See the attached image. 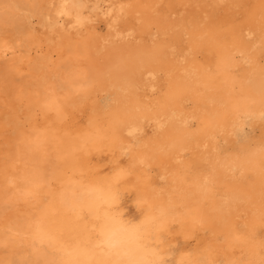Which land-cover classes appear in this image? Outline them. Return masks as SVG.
Listing matches in <instances>:
<instances>
[{"label":"bare ground","instance_id":"6f19581e","mask_svg":"<svg viewBox=\"0 0 264 264\" xmlns=\"http://www.w3.org/2000/svg\"><path fill=\"white\" fill-rule=\"evenodd\" d=\"M104 1L0 0V264H264V0Z\"/></svg>","mask_w":264,"mask_h":264},{"label":"rangeland","instance_id":"374dc122","mask_svg":"<svg viewBox=\"0 0 264 264\" xmlns=\"http://www.w3.org/2000/svg\"><path fill=\"white\" fill-rule=\"evenodd\" d=\"M92 2H90L89 3V11L90 10H92V11H90V13H91V15H92V18H93V20L94 21H96V22H98V21H101L102 19H103V17H104V10H105V8H103V6L104 5H106V1H104V0H91ZM103 1V2H102ZM228 1L229 0H222L221 1V10H220V13H223L224 14V12H226L225 10V8H223V7H227V5H228ZM94 2H97V4H95ZM104 2H105V4H104ZM102 3V4H101ZM92 5V6H91ZM225 5V6H224ZM93 7H95V8H93ZM97 7V8H96ZM90 8H92V9H90ZM222 8H223V10H224V12H223V10H222ZM104 9V10H103ZM97 11V12H96ZM99 18V19H98ZM98 20V21H97ZM249 37L250 38H252V40H254L255 41V43L257 44V45H260V41L258 40V39H256V36L254 35V34H250L249 35ZM253 37H254V39H253ZM251 133V134H250ZM257 134V132H254L253 131V129H252V127H251V124H250V121H249V119H247L246 121H245V123H244V126H243V128L242 129H240V130H238V132L236 133V135H235V139H234V143L235 144H241L244 140H246V139H248V138H252L254 135H256ZM222 144L223 145H226L227 144V142H225V141H223L222 142Z\"/></svg>","mask_w":264,"mask_h":264},{"label":"snow or ice","instance_id":"6c2138e0","mask_svg":"<svg viewBox=\"0 0 264 264\" xmlns=\"http://www.w3.org/2000/svg\"><path fill=\"white\" fill-rule=\"evenodd\" d=\"M112 245H109V247H111ZM128 264H144V262L142 260L139 259H130L128 261Z\"/></svg>","mask_w":264,"mask_h":264}]
</instances>
